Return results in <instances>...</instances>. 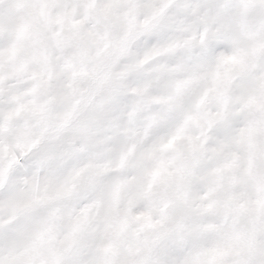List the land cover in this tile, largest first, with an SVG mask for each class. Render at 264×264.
<instances>
[{
    "label": "clouds",
    "instance_id": "clouds-1",
    "mask_svg": "<svg viewBox=\"0 0 264 264\" xmlns=\"http://www.w3.org/2000/svg\"><path fill=\"white\" fill-rule=\"evenodd\" d=\"M62 11L0 0V252L236 264L264 207V0L119 6L58 43Z\"/></svg>",
    "mask_w": 264,
    "mask_h": 264
},
{
    "label": "snow or ice",
    "instance_id": "snow-or-ice-1",
    "mask_svg": "<svg viewBox=\"0 0 264 264\" xmlns=\"http://www.w3.org/2000/svg\"><path fill=\"white\" fill-rule=\"evenodd\" d=\"M16 3L22 7L36 5L43 13L62 9V14L56 17L54 21L56 25L55 35L58 38V43H61L62 41L59 38L64 35L66 28L73 32L71 39L83 40L91 26L99 23L101 19L107 22L112 11L119 6H127L130 12H135L151 3V0H16ZM97 13H103L104 15L101 18ZM35 87H39V84ZM0 103H3L2 93H0ZM22 110L23 105L17 108L15 113H9L8 118L19 116ZM171 146L172 141L166 145V147ZM21 164L31 166L28 161H21ZM257 203L259 204L260 201H257ZM146 215L148 221L145 227H152L155 222L152 221L151 214ZM140 218V216L136 217V219ZM261 222H264V207L259 209L258 227L253 230L248 252L240 256L236 260V264H254L256 256L264 253V228L260 227ZM5 243V235L0 231V247H3ZM75 247L76 242L74 240L65 250L58 251L49 247L47 251H42L40 248H36L27 254L24 264H79V256L74 252ZM232 260V254L225 251L219 254L217 264H231ZM0 264H9L8 259L2 252H0ZM133 264H141V262L134 260Z\"/></svg>",
    "mask_w": 264,
    "mask_h": 264
}]
</instances>
